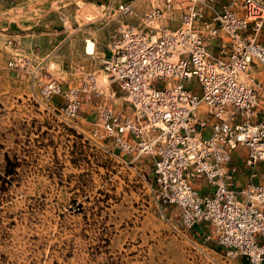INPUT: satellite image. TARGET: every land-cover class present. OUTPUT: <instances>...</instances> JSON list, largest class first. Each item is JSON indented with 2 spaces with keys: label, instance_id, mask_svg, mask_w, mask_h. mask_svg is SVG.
<instances>
[{
  "label": "rangeland",
  "instance_id": "rangeland-1",
  "mask_svg": "<svg viewBox=\"0 0 264 264\" xmlns=\"http://www.w3.org/2000/svg\"><path fill=\"white\" fill-rule=\"evenodd\" d=\"M141 1L128 12L89 0H0V264H217L195 257L177 219H162L148 200L139 173L119 170L90 139L94 89L72 117L51 110L63 105L61 95L41 97L42 83L66 90L93 75L99 98L129 110L103 71L112 39L130 23L151 34L175 27L179 15L175 3L143 23L146 4L164 8V0ZM190 87L200 94L196 80Z\"/></svg>",
  "mask_w": 264,
  "mask_h": 264
},
{
  "label": "built area",
  "instance_id": "built-area-1",
  "mask_svg": "<svg viewBox=\"0 0 264 264\" xmlns=\"http://www.w3.org/2000/svg\"><path fill=\"white\" fill-rule=\"evenodd\" d=\"M173 1L175 27L151 34L122 25L111 41L103 71L128 111L99 98L93 75L66 90L42 83L41 97L61 95L63 105L51 110L72 117L94 89L98 120L90 139L119 170L139 173L148 200L162 219H177L194 256L264 264V182L237 187L228 164L241 146L250 177L264 173V0H166L143 14V23L171 11Z\"/></svg>",
  "mask_w": 264,
  "mask_h": 264
},
{
  "label": "crops",
  "instance_id": "crops-1",
  "mask_svg": "<svg viewBox=\"0 0 264 264\" xmlns=\"http://www.w3.org/2000/svg\"><path fill=\"white\" fill-rule=\"evenodd\" d=\"M91 3H93L94 5L96 6H116V5H128L133 11H136L137 10V5H139L140 3H142L141 0H89ZM165 3H166V0H164V6H165ZM174 5H175V2L173 1L172 2V6L174 8ZM148 6V7H147ZM146 9L144 10H147L148 11H151L153 10L154 7L152 3H149V4H146ZM146 13V12H145ZM144 13V14H145ZM127 25H132V26H137L138 24H127ZM90 41V40H88ZM87 41V42H88ZM15 49H20L19 46H17V48ZM51 53H47L45 55L44 58H47L50 56ZM111 55V54H110ZM109 55V56H110ZM108 58V57H107ZM28 59V64H27V70L30 68L31 66V61L29 58ZM8 69L11 70V73L14 74L15 73V68L14 67H9L8 66ZM124 111H128V110H124ZM205 133L207 134L208 133V130L206 129L205 130ZM242 153L245 155V150L243 147L239 146L235 151H233V153L231 154V157H230V160H229V166H231L233 169H234V182H235V185L237 187H240V186H244L246 185L249 181H253V182H264V173L262 171L261 168H259L257 170V176L255 178H251L250 177V169L248 167H246L243 163V170L244 172L241 173V169L240 167L238 166V163L240 161V156H242ZM243 158L244 156H242V161L243 162ZM240 259V258H239ZM241 261V259H240Z\"/></svg>",
  "mask_w": 264,
  "mask_h": 264
},
{
  "label": "bare ground",
  "instance_id": "bare-ground-1",
  "mask_svg": "<svg viewBox=\"0 0 264 264\" xmlns=\"http://www.w3.org/2000/svg\"><path fill=\"white\" fill-rule=\"evenodd\" d=\"M92 42L91 41H88V44H87V50L88 51H91L92 50ZM107 78V77H105ZM106 80V79H105ZM203 109L199 107V112H201Z\"/></svg>",
  "mask_w": 264,
  "mask_h": 264
}]
</instances>
